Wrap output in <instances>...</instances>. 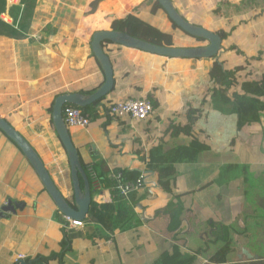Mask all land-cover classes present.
Wrapping results in <instances>:
<instances>
[{"label": "crops", "instance_id": "1", "mask_svg": "<svg viewBox=\"0 0 264 264\" xmlns=\"http://www.w3.org/2000/svg\"><path fill=\"white\" fill-rule=\"evenodd\" d=\"M145 1L36 0L35 7L24 14L20 0H6L1 13L13 30L1 27L0 31V116L35 149L70 203L75 204L71 166L52 113L58 96L92 94L105 82L104 71L92 48L94 33L112 30L114 20L137 14L161 30L172 32L177 45L208 44L172 27L165 11L153 14L148 4H143ZM172 1L191 22L209 30L231 31L235 23L225 11L218 14L215 10L225 1L240 0ZM260 14L257 8L255 15ZM245 17L247 20V14ZM252 20L254 34L243 22L237 30L239 34L248 32L238 44L245 49V55L231 51L221 57L231 58L229 62L237 57L235 64H243L238 74L240 80L264 66V58L248 64L246 57L251 47L264 48V32L259 33L264 20L261 23ZM236 41L233 37L230 44ZM103 48L113 64L115 86L105 96L97 115L91 117L88 128L70 127L69 131L79 149L92 200L103 203L115 199L108 180L112 169L148 173L150 185L134 195L136 217H123V222L130 221L133 226L109 232L100 224L84 220L83 227L65 228L64 215L30 161L0 129V209L8 199L20 205L16 212L0 216V264H172L186 253L196 256L194 264H264V191L257 195V184L252 183L251 190H256V196L248 199L247 191L237 189L245 185L247 166L241 178L235 169L227 171L230 165H237L229 162L234 143L245 144L252 125L239 130L237 114L213 109L209 71L219 58L166 57L109 41ZM142 98L154 104V113L146 120L104 113L106 106L113 103ZM263 119L264 116L258 124L255 150L262 160L261 175ZM189 123H193L190 133L184 128ZM194 135L209 145L196 162L174 163L173 174L163 182L159 180V172L147 170L148 150L153 146L162 145L167 152L190 145ZM227 162L224 169L229 176L222 179L220 168ZM101 174L106 176L99 178ZM104 178L108 180L105 185L100 180ZM215 179L217 182L211 183ZM80 182L84 189L82 177ZM223 184L233 185L230 216H226L229 225L224 227L233 226L242 207L248 212L256 210L257 221L262 223H252L249 229V219L246 222L241 219L238 224L249 230L248 240L253 243L238 242V250L230 261L217 263L211 257L222 247L214 235L215 223L221 224V220L204 203L202 193L213 186L220 190ZM243 250L258 259L250 258ZM18 254H26L27 258L17 263ZM53 254L61 255L52 257Z\"/></svg>", "mask_w": 264, "mask_h": 264}, {"label": "trees", "instance_id": "2", "mask_svg": "<svg viewBox=\"0 0 264 264\" xmlns=\"http://www.w3.org/2000/svg\"><path fill=\"white\" fill-rule=\"evenodd\" d=\"M20 3L24 6L25 14L28 12L27 10L33 9L35 7L36 0H20ZM143 4H148L153 14H157L162 10L165 11L159 0H146ZM5 6L6 0L0 1V14L4 12ZM257 8L260 10V17L255 15V10ZM224 11L228 14V17L230 20H232V22L235 23V25L231 28V31H225L223 29L213 30L210 27L214 32L219 33L223 40L222 51L218 56L215 57L219 58V61H217L214 67H212L209 71V78L213 82V87L210 89L212 92L211 102L213 104V109L215 110L221 111L225 114H237V127L239 130H241L247 125L260 124L264 115V66L258 68L256 72L250 71V77L240 80L238 74H240L241 69L244 68L243 64H235L238 62L237 57L231 62H229L231 58L229 59L228 57L226 60H224L221 59V57L222 54L231 51L236 52L238 55L245 53V49L239 47L238 44L242 37H246L248 35V32L239 34L237 30L240 28V23L243 22L248 24V27L251 28V34L255 33V26L253 25L252 19H256L260 23L263 22L264 0H240L232 2L225 1V4H223L221 7H218L215 12L221 14ZM165 13L167 14L166 11ZM246 14L247 20L244 19L246 18ZM12 16H14V19L16 18L13 13ZM167 16L172 27L182 30L169 17L168 14ZM182 16L187 21L191 22L184 15ZM191 23L200 26V24L197 22ZM1 27H9L11 30H13V26L5 22L0 17V31ZM112 30L124 32L131 35L132 37L158 46L186 47L176 44L174 34L172 32L167 33V31L161 30L156 25L146 22L137 14H130L125 18L114 20L112 23ZM260 31L264 32V28H261L259 33ZM184 33L186 36L197 39L198 41H205L203 38L193 37L186 32ZM237 34H239L238 37L236 36ZM233 37H235L237 41L234 44H230V40ZM249 53L250 54L248 56L246 54L248 64H251L253 59L263 60L264 58L263 47L258 50H255V48L251 47V52ZM231 63L234 64V66L231 67ZM104 99L105 97L89 106L79 108L83 113H87L91 117H95L99 112V107L104 105ZM68 106L73 105L67 104L65 108ZM104 113L110 114L108 106H106ZM192 124L193 123H189L186 125V127H184L188 133L192 131ZM162 147V145H157L148 150V164L146 166L147 170L157 171V173L159 172V180L162 182L165 178H168V176L173 174L172 169L174 168V163L196 162L199 154L202 151L209 149L208 143L200 139L198 135H194L192 137V142L190 145L177 146L167 152H164ZM237 168H239V165H230L227 170L229 171L230 169L234 170ZM242 168H246V165H243ZM116 171H121L126 180H136L142 173V171ZM105 176L106 174L98 175L99 178H103ZM100 180L103 185H105L108 180L110 183H112L110 179L107 180L104 178ZM113 192L115 199L112 202L100 203L92 200L89 213L85 219L86 222L100 224L109 232H114L117 228L129 229L133 226L130 221L123 222V217H125V215H129L130 219H132V217H136V212H134V209L136 208L134 203L135 192L131 193L128 198L122 197L117 189H115ZM72 205L76 207L74 203H72ZM220 228L221 230H219L218 233H221L217 235V237L219 236L220 238H217V240L222 244V247L215 253V255H213V257H211V259L217 263H227L230 261V257L236 254V250H238L237 244L240 237L242 235L244 236V242L248 240V238L246 239V236L248 235L249 237V234H247L246 231L249 230L242 228L234 229L233 226L224 227L221 226V224ZM228 228L230 229V232H227ZM234 235L237 236V240L233 238ZM59 255L61 254H53L52 257ZM195 259V255L186 253L181 259L172 264H194ZM47 260L49 259H46V261Z\"/></svg>", "mask_w": 264, "mask_h": 264}, {"label": "water", "instance_id": "3", "mask_svg": "<svg viewBox=\"0 0 264 264\" xmlns=\"http://www.w3.org/2000/svg\"><path fill=\"white\" fill-rule=\"evenodd\" d=\"M163 9L169 17L186 33L193 37L205 39L208 44L198 47H167L158 46L141 39L132 37L121 31L102 30L97 31L93 35L92 48L98 59L104 74L105 82L92 94L84 95L81 93H68L58 96L55 100L53 108V123L58 133V136L66 150L71 166V178L74 187L75 206L62 194L54 179L48 172L43 161L38 153L5 118L0 116V129L14 141L23 151L31 165L37 172L44 187L54 200L59 211L72 219L84 221L89 213L92 203V196L88 177L83 169L82 159L78 147L75 145L69 131V127L64 120V109L67 104L76 107H86L108 95L115 86V74L113 64L110 57L103 48V44L107 41L113 42L125 47L139 49L148 53L166 56V57H184V58H214L220 54L223 47V40L219 33L211 31L203 26L195 25L187 21L182 14L177 10L172 0H159ZM80 177L85 182V187L82 189ZM17 207H20L18 202H13L8 199L7 203L1 207L0 216L6 212H16ZM247 253V250H243ZM252 259L258 257L248 254Z\"/></svg>", "mask_w": 264, "mask_h": 264}, {"label": "rangeland", "instance_id": "4", "mask_svg": "<svg viewBox=\"0 0 264 264\" xmlns=\"http://www.w3.org/2000/svg\"><path fill=\"white\" fill-rule=\"evenodd\" d=\"M2 1V0H0ZM2 16V14L0 15V17ZM190 20V19H189ZM260 39V37H259ZM264 116V115H263ZM262 121V119H261ZM259 126L257 124H254L252 126H250V130H249V138L248 141L245 144H241L240 141H238L237 143H234L233 146V152L232 155L229 160V162H234V164L239 165V168L235 169L234 171L237 174H240V178L241 175L243 174V164L245 163L247 166V172H245V177L247 178L245 180V185L242 186H238L237 189L238 191L242 190V191H247V195L246 197L248 199H253L256 196V190L252 191L251 189L253 188V186L251 187V185L257 184V195H260L261 192H263L264 190V174L261 175V163L260 158L258 157V153L255 151L256 150V146H257V140H256V136H257V132L259 130ZM249 147V150L248 148ZM255 148V149H254ZM245 150L249 151V152H245ZM251 150V151H250ZM249 153V157H246V154ZM264 161V160H263ZM229 162L225 163L221 168L220 171H222L221 173V177L222 179H225L226 177L229 176V174L226 172V170L224 169L226 164H229ZM256 172H255V171ZM228 171V170H227ZM232 172V171H231ZM226 176V177H225ZM221 179V180H222ZM217 182V179H215L214 181L211 180V183ZM233 188V185L231 184H223L222 188H220V190L213 186L211 188H209L208 190H206L205 192L202 193V198L204 200V203H207L209 205V207L211 208L210 210L212 212H214L217 216V218H220L221 220V226H227L229 225L228 219H227V215L230 216V212H229V207H230V203H231V199H229L231 190ZM236 191V190H234ZM218 194V195H217ZM244 203V204H243ZM243 206L245 207V202L243 201ZM256 210L254 211H249L244 209L242 207V212L240 213V216L237 218V220L233 223V228L237 229V228H241V226L239 225V221H241V219L246 222L247 219H249L248 222V228L250 227V225L256 224V223H262V221H264V219H262V221H257L258 217L257 215H255ZM255 220V222H254ZM239 223V224H238ZM245 228V226H244ZM215 233L214 235L217 237L218 234H220L221 232L218 233L219 230H221L220 228V224H216L215 223ZM253 237V234H252ZM218 238H220L218 236ZM235 240H237V236L234 235L233 237ZM248 238V235L246 236V239ZM244 236L242 235L239 239V243L240 242H244ZM247 243H249L251 245V243H253L250 239L246 241ZM245 242V243H246ZM27 256L26 254H22Z\"/></svg>", "mask_w": 264, "mask_h": 264}, {"label": "built area", "instance_id": "5", "mask_svg": "<svg viewBox=\"0 0 264 264\" xmlns=\"http://www.w3.org/2000/svg\"><path fill=\"white\" fill-rule=\"evenodd\" d=\"M108 109L109 113L114 117H129L135 120H146L149 116L154 113V105L147 98L129 99L126 101L116 102L109 105ZM64 120L69 128L80 127L86 129L90 125L91 116L87 113H83L79 107L68 106L64 109ZM261 147L262 152L264 153V130ZM147 178L148 173L146 171H142L141 175L136 180H126L121 171H116L114 169L110 170L108 174V179H110L112 182V189H117L120 195L124 198H128L131 193L139 191L145 186L148 187V185L150 184H148ZM84 224V221H79L72 219L71 217L64 216L65 228L72 229L77 227H83ZM26 258L27 256L18 254L16 257V262L20 263Z\"/></svg>", "mask_w": 264, "mask_h": 264}]
</instances>
